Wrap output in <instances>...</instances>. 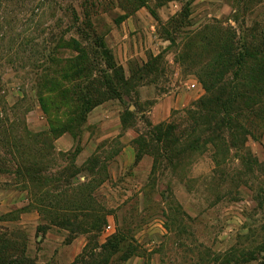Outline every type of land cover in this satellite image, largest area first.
<instances>
[{
  "label": "rangeland",
  "instance_id": "obj_1",
  "mask_svg": "<svg viewBox=\"0 0 264 264\" xmlns=\"http://www.w3.org/2000/svg\"><path fill=\"white\" fill-rule=\"evenodd\" d=\"M178 1L160 17L167 0H0L5 255L264 264V93L241 85L264 59V0ZM143 6L164 43L122 62L113 39ZM58 81L110 98L58 134L81 111Z\"/></svg>",
  "mask_w": 264,
  "mask_h": 264
},
{
  "label": "trees",
  "instance_id": "obj_2",
  "mask_svg": "<svg viewBox=\"0 0 264 264\" xmlns=\"http://www.w3.org/2000/svg\"><path fill=\"white\" fill-rule=\"evenodd\" d=\"M168 1V0H167ZM152 14L155 15L157 17V13L155 10L152 9ZM115 66V65H113ZM117 73H119V69H117L116 71ZM83 78H87V80H90L91 76H83ZM103 79H106V78H103ZM245 81H242L241 82V85L243 87H245L247 84L246 80H250V82H252L253 84L255 83L256 86H259L261 85V89H260V92L259 94L261 95L262 93H264V59L263 60H258L256 63H255V67L253 69L252 72H249L246 76H245ZM59 83H56L55 82V86L53 87V91H56L59 93V97L62 98V99H65L67 98V100H72V99H76V102L78 103V107L75 109H78L80 108L81 111H79L78 115L75 117L74 121H72L71 125L70 124H67L65 127H61L60 129H57L58 131V134L60 133H64L66 132L67 130L69 129H73V126H74V123H80L81 122V119L83 118V120H85V116H86V113H88L94 106H96L97 104L101 103L102 101H104L106 98H110L107 93L105 94H96L95 92H92L91 89L87 88V89H84V87L80 84H78L76 86V84H74L71 88H68L66 85H63L60 83V81H58ZM249 82V83H250ZM106 85H109V89L113 92L114 89H113V83L111 82V78H107L106 79V83H104ZM89 85V84H88ZM85 86V87H88ZM208 87V86H207ZM211 87H208L207 89L209 90ZM245 92V96L251 100L253 102V96L252 94H250L249 92H247L246 90L244 91ZM243 93V92H242ZM242 93H241V96H242ZM110 94V93H108ZM244 95V93H243ZM257 95V93L255 94ZM102 96V97H100ZM42 100V98H41ZM251 102V103H252ZM212 104V102L210 101H207V100H202L200 102L201 106H204V105H207V104ZM208 104V105H209ZM237 105H240L239 103ZM241 107L240 106H237V109H236V113H239ZM74 110V109H73ZM213 110V109H212ZM79 116V117H78ZM79 119V121H78ZM235 120V119H234ZM122 121L124 122L125 121V118L123 117L122 118ZM228 124L233 127L234 129L238 128L239 125L232 122V120H229ZM76 125V124H75ZM78 126V125H77ZM162 124L160 125V127L162 128ZM56 128L53 126L52 128H50V132L51 133H56L57 131L55 130ZM167 133V136L169 137V133L168 132H165ZM174 145V143H173ZM142 155V152L140 151V149L137 151V154H136V160L138 161L140 159V156ZM99 162V160L97 158H95V160L92 161V163L94 165H97ZM112 240H110L111 242ZM110 245H113V243H109V246ZM104 247V246H102ZM87 248V246H86ZM88 257H96L97 254H88L87 255ZM104 260H100V262H103ZM81 262H83V264H86V260L83 259V256H80L79 259L77 258L72 264H80ZM0 264H35V261L33 259H31L30 257L28 256H24V255H21V256H17L15 258H10L8 257L7 255L4 254V252H1L0 250ZM104 264H109L108 260H105L104 261Z\"/></svg>",
  "mask_w": 264,
  "mask_h": 264
},
{
  "label": "crops",
  "instance_id": "obj_3",
  "mask_svg": "<svg viewBox=\"0 0 264 264\" xmlns=\"http://www.w3.org/2000/svg\"><path fill=\"white\" fill-rule=\"evenodd\" d=\"M178 4V0H168L165 5L157 10L158 16L168 17L170 14L175 13L178 9ZM123 13L125 14V11ZM155 20L150 8L147 6L140 7L134 13L128 15L127 19L122 23V31L118 30L113 39L115 41L113 45L120 49V52L122 47L125 50V57H121L122 62L132 56L133 48L140 52V50L145 51V49H148L149 45L160 46L164 43L162 37L153 32L156 25ZM117 41L119 42L117 43ZM115 43L117 44L115 45Z\"/></svg>",
  "mask_w": 264,
  "mask_h": 264
}]
</instances>
